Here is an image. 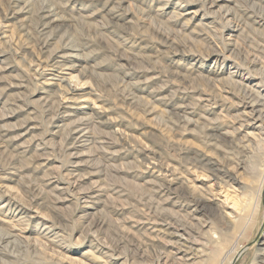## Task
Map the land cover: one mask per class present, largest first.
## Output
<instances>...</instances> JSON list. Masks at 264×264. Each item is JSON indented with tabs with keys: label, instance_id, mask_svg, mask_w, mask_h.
Returning a JSON list of instances; mask_svg holds the SVG:
<instances>
[{
	"label": "rangeland",
	"instance_id": "obj_1",
	"mask_svg": "<svg viewBox=\"0 0 264 264\" xmlns=\"http://www.w3.org/2000/svg\"><path fill=\"white\" fill-rule=\"evenodd\" d=\"M263 169L264 0H0V264H264Z\"/></svg>",
	"mask_w": 264,
	"mask_h": 264
},
{
	"label": "bare ground",
	"instance_id": "obj_2",
	"mask_svg": "<svg viewBox=\"0 0 264 264\" xmlns=\"http://www.w3.org/2000/svg\"><path fill=\"white\" fill-rule=\"evenodd\" d=\"M262 10H263V9H262ZM250 107H251V106H250ZM260 115H261V114H260ZM256 116H257V115H256ZM257 120H259V118H257ZM248 121H249V120H248ZM255 121H256V119H255ZM85 128H86V127H85ZM82 137H83V136H82ZM83 140H84V139H83ZM260 143H261V142H260ZM252 168L254 169L255 166H253ZM253 169H252V170H253ZM260 174H261V173H260ZM261 176H262V179H263V178H264V169L262 170V175H261ZM233 250H234V249H233Z\"/></svg>",
	"mask_w": 264,
	"mask_h": 264
}]
</instances>
